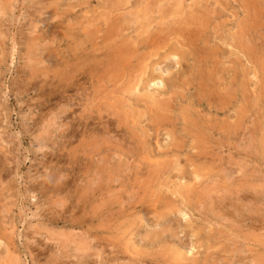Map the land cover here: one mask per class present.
<instances>
[{
	"label": "rangeland",
	"instance_id": "obj_1",
	"mask_svg": "<svg viewBox=\"0 0 264 264\" xmlns=\"http://www.w3.org/2000/svg\"><path fill=\"white\" fill-rule=\"evenodd\" d=\"M0 31V264H264V0H0Z\"/></svg>",
	"mask_w": 264,
	"mask_h": 264
},
{
	"label": "bare ground",
	"instance_id": "obj_2",
	"mask_svg": "<svg viewBox=\"0 0 264 264\" xmlns=\"http://www.w3.org/2000/svg\"><path fill=\"white\" fill-rule=\"evenodd\" d=\"M157 3H158V2H157ZM159 3H160V2H159ZM62 4H63V3H62ZM172 7H173V6H172ZM146 8H147V7H146ZM146 8L143 7V9H146ZM152 8H153V7H152ZM152 8H151V9H152ZM114 9H115V8H114ZM114 9H113V10H114ZM117 9H118V8H116V11H117ZM148 9H149V8H148ZM148 9H147V10H148ZM151 9H149L148 11L150 12ZM140 10H141V9H140ZM109 11H110V10H109ZM152 11H153V10H152ZM155 11H156V10H155ZM112 12H113V11H112ZM142 12H143V11H142ZM153 12H154V11H153ZM186 12H187V11H186ZM46 13H47V12H46ZM146 13L149 14L148 12H146ZM143 14H144V13H143ZM192 14H193V13H192ZM188 15H189V14H188ZM189 16H190V15H189ZM103 17H104V16H103ZM106 17H107V16H106ZM106 17H105V18H106ZM192 17H193V15H192ZM192 17H190V19H192ZM194 17H195V16H194ZM107 18H108V17H107ZM153 18H154V17H153ZM205 18H206V16H205ZM205 18H204V20H205ZM108 19H109V18H108ZM190 19H189V20H190ZM189 20H187V22H188ZM194 20H195V19H194ZM185 21H186V20H185ZM185 21H184V22H185ZM192 21H193V19H192L190 22H192ZM198 21H199V20H198ZM95 22H96V21H95ZM104 22H106V21H104ZM104 22H102V24H103ZM171 22H172V21H171ZM178 22H180V21H178ZM181 22H182V21H181ZM184 22H182V24H183ZM196 22H197V21H196ZM199 22H200V21H199ZM93 23H94V22H93ZM93 23H92V24H93ZM207 23H208V22H207ZM81 24H82V23H81ZM97 24H100V22H97ZM107 24H110V22H108ZM171 24H172V23H171ZM113 25H115V24H113ZM201 25H202V22H201ZM205 25H206V24H205ZM205 25H204V26H205ZM79 26H80V25H79ZM85 26H88V25L86 24V22H85ZM105 26H106V23H105ZM105 26H101V28H102V27L104 28ZM110 26H111V25H110ZM179 26H180V25H179ZM184 26H186V25H184ZM188 26H189V25H188ZM192 26H193V25H192ZM82 27H83V26H82ZM89 27H90V26H89ZM190 27H191V26H190ZM190 27H189V29H190ZM199 27H200V26H199ZM205 27H206V26H205ZM208 27H209V26L207 25L206 28H208ZM83 28H85V27H83ZM87 28H88V27H87ZM90 28H91V27H90ZM95 28H96V26H95ZM95 28H94V29H95ZM106 28L108 29V28H109V25H108V27H106ZM114 28H115V27H114ZM121 28H122V27H121ZM153 28H154V26H153ZM183 28H184V27H183ZM185 28H186V27H185ZM201 28H204V27H201ZM116 29H118V28H115L114 30H113V29H112V30L114 31V33L117 34L118 32H115ZM158 29H160V28H158ZM162 29H163V28H162ZM162 29H160V31H161ZM164 29H165V28H164ZM167 29H169V27L166 28L165 30H167ZM176 29H177V28H176ZM179 29H180V28H179ZM191 29H192V28H191ZM191 29H190V31H191ZM71 30H73V28H72ZM81 30H83V29H81ZM90 30H91V29H90ZM109 30H111V29H109ZM144 30H146V29H144ZM148 30H149V28H148ZM154 30H155V29H154ZM156 30H157V29H156ZM171 30H172V29H171ZM184 30H185V29H184ZM201 30H202V29H201ZM1 31H2V30H1ZM1 31H0V32H1ZM47 31H48V30H47ZM53 31H54V30H53ZM87 31H89V30H87ZM105 31H106V30H105ZM105 31H103V32H105ZM172 31L174 32V30H172ZM202 31H203V33H204V30H202ZM51 32H52V31H51ZM67 32H70V31L68 30ZM79 32H80V31H79ZM89 32H91V31H89ZM93 32H94V30H93ZM96 32H97V31H96ZM103 32L100 33V34H102V36H103ZM107 32H108V31H107ZM146 32H148V31H146ZM162 32H163V31H161V33H162ZM170 32H171V31H170ZM77 33H78V32H76V34H77ZM91 33H92V32H91ZM108 33H110V32H108ZM152 33H153V32H152ZM152 33H151V34H152ZM168 33H169V32H168ZM189 33H190V32H189ZM200 33H201V32H199V34H200ZM55 34H56V33H55ZM58 34H59V33H58ZM65 34H66V33H65ZM78 34H79V33H78ZM80 34H81V33H80ZM87 34H89V33H87ZM111 34H112V33H111ZM111 34H110V36H111ZM142 34H143V33H142ZM67 35H68V34H67ZM93 35H94V34H92V36H93ZM138 35H139V34H138ZM163 35H164V34H163ZM240 35H241V34H240ZM69 36H70V35H69ZM72 36L74 37V35L71 34V38H72ZM83 36H85V35L83 34ZM107 36H108V35H107ZM107 36H106V37H107ZM120 36H121V35H120ZM143 36H144V35H143ZM153 36H154V35H153ZM166 36H167V35H166ZM197 36H198V35H197ZM204 36H205V35H204ZM77 37H78V36H77ZM79 37H80V36H79ZM100 37H101V36H100ZM128 37H129V36H128ZM140 37H141V35H140ZM171 37H173V36L171 35ZM200 37H201V36H200ZM245 37H246V36H245ZM74 38H75V37H74ZM97 38H98V37H97ZM179 38H180V37H179ZM195 38H196V37H195ZM66 39H68V38L66 37ZM72 39H73V38H72ZM72 39H71V40H72ZM80 39H81V38H80ZM138 39H142V40H143V39H145V38L142 37V38H138ZM180 39H181V38H180ZM197 39H199V36L197 37ZM247 39H248V38H247ZM61 40H63V38H62ZM77 40H78V39H77ZM97 40H98V39H97ZM100 40H101V39H100ZM142 40H141V41H142ZM148 40H149V39H148ZM151 40H152V39H151ZM191 40H192V39H191ZM240 40H241V39H240ZM248 40H249V39H248ZM248 40H246V41H248ZM63 41H64V40H63ZM74 41H75V40H74ZM81 41H82V42H85V41H83V40H81ZM86 41H87V42L89 41V44H90V40H87V39H86ZM95 41H96V40H95ZM105 41H106V40H105ZM110 41H111V40H110ZM130 41H131V40H130ZM144 41H145V40H144ZM179 41H180V40H179ZM26 42L28 43V41H26ZM99 42H100V41H99ZM126 42H127V39H126ZM136 42H137V41H136ZM153 42H154V41H153ZM186 42H187V41H186ZM191 42H192V41H191ZM199 42H200V41H199ZM244 42H245V41H244ZM249 42H251V41H249ZM30 43H31V42H30ZM70 43H71V42H70ZM74 43H75V42H74ZM80 43H81V42H80ZM112 43H113V42H112ZM142 43H143V41H142ZM174 43H175V42H174ZM245 43H247V42H245ZM75 44H77V42H76ZM104 44H105V43H104ZM119 44H120V43H119ZM129 44H130V43H129ZM133 44H134V43H133ZM144 44H145V43H144ZM172 44H173V43H171V45H172ZM238 44H239V43H238ZM25 45H26V44H25ZM31 45H32V44H31ZM33 45H35V44H33ZM33 45H32V46H33ZM84 45H85V44H84ZM90 45H92V44H90ZM121 45H123V44H121ZM145 45L147 46V44H145ZM145 45H144V46H145ZM198 45H199V44H198ZM248 45H249V44H248ZM248 45H247V46H248ZM250 45L252 46V44H250ZM85 46H86V45H85ZM92 46H93V45H92ZM125 46H126V45H125ZM139 46L141 47L142 45H139V44H138V47H139ZM155 46H156V45H155ZM212 46H213V45H212ZM237 46H238V45H237ZM104 47H105V46H104ZM126 47H128V46H126ZM195 47H196V45H195ZM249 47H250V46H249ZM254 47H255V46H254ZM67 48H69V46H67ZM79 48H80V46H79ZM90 48H91V47H90ZM144 48H145V47H144ZM149 48H150V47H149ZM169 48H170V47H169ZM169 48H168V50H169ZM203 48H204V47H203ZM38 49H39V48H38ZM85 49H86V47H85ZM101 49H102V48H101ZM105 49H106V48H105ZM145 49H146V48H145ZM172 49H173V48H172ZM204 49H205V48H204ZM207 49H208V47H207ZM211 49H213V48H211ZM216 49H217V48H216ZM74 50H75V49H74ZM74 50H73V51H74ZM80 50H81V49H80ZM91 50H92V49H91ZM106 50H107V49H106ZM106 50H105V51H106ZM150 50H151V49H150ZM161 50H162V49H161ZM214 50H215V48H214ZM260 50H261V49H260ZM29 51H31L32 54H33V51H32L31 49H30ZM34 51H35V50H34ZM68 51H69V50H68ZM158 51H159V49H158ZM173 51H174V50H173ZM176 51H177V50H176ZM35 52H36V51H35ZM37 52H38V51H37ZM37 52H36V53H37ZM103 52H104V51H103ZM161 52H162V51H161ZM42 53H43V52H42ZM44 53H45V52H44ZM48 53H49V52H48ZM69 53L72 54V52H69ZM155 53H157V51H155ZM158 53H159V52H158ZM176 53H177V52H176ZM209 53H210V52H209ZM238 53H239V52H238ZM27 54H28V53H27ZM29 54H30V52H29ZM38 54L40 55V52L37 53L36 55H38ZM83 54H84V53H83ZM91 54H93V53H91ZM95 54H96V53H95ZM135 54H137V53H135ZM138 54H139V53H138ZM138 54H137V55H138ZM149 54H150V53H149ZM184 54H185V53H184ZM33 55H35V54H33ZM44 55H45V54H44ZM50 55H51V54H50ZM69 55H70V54H69ZM86 55H87V54H86ZM174 55H176V54L174 53ZM205 55H208V54H205ZM210 55H211V54H210ZM210 55H209V56H210ZM28 56H29V55H28ZM28 56H27V58H28ZM140 56H141V59H143V57H142V53H141ZM140 56H139V58H140ZM143 56H145V55H143ZM159 56H160V55H159ZM209 56H208V58H209ZM24 57H25V56H24ZM40 57H42V56H38V58H40ZM83 57H84V56H83ZM93 57H94V56H93ZM122 57H123V56H122ZM160 57H162V56H160ZM173 57H174V56L172 55V58H173ZM186 57H187V56H186ZM204 57H205V56H204ZM210 57H211V56H210ZM44 58H45V57H44ZM136 58H137V57H135V59H136ZM181 58H182V57H181ZM184 58H185V57H184ZM199 58H200V57H199ZM208 58H207V60H208ZM251 58H252V57H251ZM51 59H52V58H51ZM92 59H93V58H92ZM116 59H117V58H116ZM164 59H165V58H164ZM175 59H176V58H175ZM177 59H180V58H177ZM190 59H191V58H190ZM212 59H213V58H212ZM212 59H211V60H212ZM27 60H28V59H27ZM30 60H31V59H30ZM30 60H29V61H30ZM49 60H50V59H49ZM100 60H101V59H100ZM117 60H118V59H117ZM200 60H201V59H200ZM202 60H203V59H202ZM24 61H25V60H24ZM110 61H111V60H110ZM133 61H134V59H133ZM139 61H140V60H139ZM180 61H181V60H180ZM203 61L205 62V58H204ZM26 62H27V61H26ZM47 62H48V61H47ZM69 62H70V61H69ZM75 62H76V61H75ZM89 62H90V59H89ZM97 62H98V61H97ZM137 62H138V61H137ZM154 62H155V61H154ZM154 62H152V63H154ZM156 62H157V61H156ZM182 62H184V61L182 60ZM33 63H34V62H33ZM36 63H37V62H36ZM71 63H72V62H71ZM93 63H94V61H93ZM152 63H150V64L153 65ZM157 63H158V62H157ZM159 63H160V62H159ZM179 63H180V62H179ZM193 63H194V62H193ZM193 63H192L191 66H193ZM31 64H32V62H31ZM38 64H39V63H38ZM44 64H45V63H44ZM62 64H63V63H62ZM86 64H87V63H86ZM155 64H156V63H155ZM181 64H182V63H181ZM199 64H200V63H199ZM199 64H198V65H199ZM201 64H202V63H201ZM40 65H41V64H40ZM45 65H46V64H45ZM58 65H59V64H58ZM98 65H99V64H98ZM147 65H148V64H147ZM160 65H162V64H159V66H160ZM211 65H212V64H211ZM36 66H37V65H36ZM145 66H146V65H145ZM148 66H149V65H148ZM176 66H178V65H176ZM196 66H197V65H196ZM196 66H195V67H196ZM207 66H208V65H207ZM216 66L218 67V65H216ZM57 67H58V66H57ZM67 67H68V66H67ZM72 67H73V66H72ZM98 67H99V66H98ZM108 67H109V66H108ZM150 67H151V66H150ZM153 67H154V66H153ZM155 67H156V65H155ZM163 67H164V66H163ZM195 67H194V68H195ZM199 67H200V66H198V68H199ZM203 67H204V66H203ZM64 68H66V66H65ZM96 68H97V67H96ZM151 68H152V67H151ZM160 68H161V67H160ZM194 68H193V69H194ZM215 68H216V67H215ZM69 69H70V68H68V70H69ZM97 69H98V68H97ZM147 69H148V68H147ZM176 69H177V68H176ZM195 69H196V68H195ZM257 69H258V68H257ZM61 70H62V69H61ZM65 70H66V69H64V71H65ZM68 70H67V71H68ZM83 70H84V69H83ZM93 70H95V68H94ZM145 70H146V68H145ZM149 70L151 71L150 68H149ZM152 70H153V69H152ZM158 70H159V69H158ZM174 70H175V69H174ZM189 70H190V69H189ZM214 70H215L216 74H218L217 71H216V70H218V69H214ZM28 71H29V69H28ZM53 71H54V70H53ZM76 71H77V70H76ZM128 71H129V69H128ZM156 71H157V70H156ZM171 71H172V70H171ZM181 71L183 72V70H181ZM206 71H207V69H206ZM218 71H219V70H218ZM55 72H56V71H55ZM74 72H75V70L73 71V73H74ZM90 72H91V71H90ZM112 72H113V71H112ZM146 72H147V71H146ZM161 72H162V71H161ZM192 72H193V70H192ZM204 72H205V71H204ZM28 73H29V72H28ZM32 73H33V72H32ZM58 73H59V72H58ZM154 73H155V72H154ZM44 74H45V73H44ZM77 74H78V73H77ZM79 74H80V73H79ZM86 74H87V73H86ZM111 74H112V73H111ZM157 74H158V73H157ZM166 74H167V71H166ZM166 74H164V75H166ZM171 74H172V73H171ZM171 74H170V75H171ZM189 74H190V72H189ZM193 74H194V73H193ZM209 74H210V73H209ZM212 74H214V73H212ZM219 74H220V73H219ZM93 75H94V74H93ZM118 75H119V74H118ZM118 75H117V76H118ZM152 75H153V73H152ZM155 75H156V74H155ZM167 75H168V74H167ZM170 75H169V76H170ZM190 75H191V74H190ZM77 76H78V75H77ZM80 76H81V75H79V78H80ZM115 76H116V75H115ZM214 76H216V75H214ZM218 76H219V75H218ZM60 77H61V75H60ZM89 77H90V76H89ZM97 77H98V76H97ZM118 77H119V76H118ZM124 77H125V76H124ZM129 77L131 78V76H129ZM129 77H128L129 80L126 79L127 81H130V78H129ZM161 77H162V76H160V78H161ZM163 77H164V76H163ZM163 77H162V78H163ZM254 77H255V76H254ZM143 78H144V77H143ZM153 78H154V77H153ZM153 78H151V79L153 80ZM155 78H156V76H155ZM197 78H198V77H197ZM213 78H214V77H213ZM27 79H28V78H27ZM72 79H73V78H72ZM97 79H98V78H97ZM141 79H142V78H141ZM147 79H148V78H147ZM147 79H146V80H147ZM156 79H157V78H156ZM158 79H159V78H158ZM188 79H191V78H188ZM192 79H193V81H194V78H192ZM210 79H211V78H210ZM215 79H216V78H215ZM215 79H214V80H215ZM256 79H257V78H256ZM56 80H57V79H56ZM84 80H85V79H84ZM93 80H95V79H93ZM108 80H110V79H108ZM126 80H125V81H126ZM176 80H177V79H176ZM211 80H212V79H211ZM52 81H53V79H52ZM143 81H144V80H143ZM147 81H148V80H147ZM162 81H163L162 79H161L160 81H159V80H158V81L156 80L155 82H152V83L150 82V84H152V85L155 86L156 84H158V82H162ZM177 81H178V80H177ZM191 81H192V80H191ZM191 81H190V82H191ZM216 81H217V80H216ZM216 81H215V83H216ZM59 82H60V81H59ZM98 82H99V79H98ZM144 82H145V81H144ZM144 82H143V84H144ZM166 82H167V81H166ZM166 82H165V83H166ZM170 82H171V81H169V83H170ZM207 82H210V80L207 81ZM221 82H222V81H221ZM249 82H250V81H249ZM93 83L96 84L95 82H93ZM93 83H92V84H93ZM110 83H111V82H110ZM125 83H126V82H125ZM138 83H140V82H138ZM163 83H164V81H163ZM169 83H168V84H169ZM178 83H179V82H178ZM186 83H188V82H186ZM211 83H212V82H211ZM211 83H210V85H211ZM213 83H214V82H213ZM218 83H219V81H218ZM242 83H243V82H242ZM246 83H247V82H246ZM55 84H56V83H55ZM55 84H54V85H55ZM191 84H193V83H191ZM202 84H203V83H202ZM202 84H201V85H202ZM220 84H221V83H220ZM57 85H58V84H57ZM66 85H67V84H66ZM70 85H71V84H70ZM98 85H100V84L98 83ZM169 85H171V84H169ZM187 85H188V84H187ZM189 85H190V83H189ZM189 85H188V86H189ZM203 85H204V84H203ZM208 85H209V84H208ZM68 86H69V85H68ZM135 86H138V85H135ZM148 86H149V85H148ZM154 86H153V87H154ZM159 86H160V84H159ZM161 86H162V85H161ZM178 86H179V85H178ZM188 86H187V87H188ZM197 86H198V85H197ZM216 86H217V85H216ZM52 87H53V86H52ZM80 87H81V86H80ZM157 87H158V86H157ZM163 87H164V86H163ZM167 87H169V86H167ZM195 87H196V86H195ZM206 87H208V86H206ZM220 87H221V86H220ZM109 88H110V87H109ZM185 88H186V87H185ZM247 88H248V87H247ZM67 89H68V88H67ZM148 89H149V88H148ZM148 89H147V90H148ZM154 89H156V87H155ZM159 89H160V91H162L161 88H159ZM159 89H158V90H159ZM186 89H187V88H186ZM201 89H202V87H201ZM204 89H205V88H204ZM208 89H210V88L208 87ZM217 89H219V88H217ZM55 90H56V89H55ZM178 90H179V88H178ZM183 90H185V89H183ZM205 90H206V89H205ZM64 91H65V90H64ZM75 91H76V90H75ZM130 91H131V90H130ZM153 91H154V90H153ZM166 91H167V90H166ZM186 91L188 92V90H186ZM199 91H200V89H199ZM210 91H211V90H208V92H210ZM47 92H49V91H47ZM66 92H67V91H66ZM128 92H129V91H128ZM137 92H138V91H137ZM156 92H157V91H156ZM162 92H164V91H162ZM169 92H170V91H169ZM169 92H168V93H169ZM183 92H184V91H183ZM195 92H196V91H195ZM204 92H205V91H204ZM130 93H131V92H130ZM164 93H165V92H164ZM191 93H192V92H191ZM81 94H82V93H81ZM111 94H112V93H111ZM193 94H194V93H193ZM198 94H199V93H198ZM49 95H50V93H49ZM169 95H170V94H169ZM171 95H172V94H171ZM178 95H179V94H178ZM178 95H177V97H178ZM180 95H181V94H180ZM200 95H201V94H200ZM200 95H199V96H200ZM204 95H206V94H204ZM175 96H176V94H175ZM194 96H196V95H194ZM199 96H198V97L196 96V99L199 98ZM218 96H219V95H218ZM226 96H227V95H226ZM203 97H204V96H203ZM203 97H201V98H203ZM215 97H216V96H215ZM223 97H224V96H223ZM153 98H154V97H153ZM167 98H168V97H167ZM213 98H214V97H213ZM216 98H217V97H216ZM220 98H222V96H221ZM225 98H226V97H225ZM227 98H228V97H227ZM230 98H231V97H230ZM196 99H195V100H196ZM166 100H167V99H166ZM184 100H185V98H184ZM206 100H207V98H206ZM222 100L224 101V99H222ZM112 101H114V100H112ZM203 101H204V100H203ZM220 101H221V100H219V102H220ZM68 102H69V101H68ZM146 102H147V101H146ZM158 102H159V101H158ZM200 102H201V100H200ZM204 102H205V101H204ZM211 102H212V101H211ZM217 102H218V101H217ZM257 102H258V101H257ZM95 103H96V101H95ZM151 103H152V102H151ZM165 103H166V102H165ZM213 103H215V102H213ZM224 103H226V102H224ZM242 103H243V102H242ZM36 104H37V103H36ZM67 104H68V103H67ZM88 104H89V103H88ZM201 104H202V103H201ZM207 104H209V103L207 102ZM215 104H216V103H215ZM220 104H222V105L225 107V104H223V103H220ZM71 105H73V104H71ZM104 105H105V104H104ZM205 105H206V104H205ZM67 106H68V105H67ZM148 106H150V105H148ZM155 106H156V105H155ZM203 106H204V105H203ZM209 106H210V105H209ZM211 106H213L212 108H213V110H215V111H217V110L219 111V110H220L216 105H215V106H214V105H211ZM211 106H210V107H211ZM69 107H70V104H69ZM69 107H68V108H69ZM124 107H125V106H124ZM173 107H175L174 104H173ZM173 107H172V108L169 107V109H170V110H171V109H174ZM207 107H208V106H207ZM224 107H223V109H225ZM226 107H227V106H226ZM245 107H246V106H245ZM122 108H123V107H122ZM157 108H158V107H157ZM212 108H211V109H212ZM221 108H222V107H221ZM37 109H38V108H37ZM64 109H65V108H64ZM66 109H67V108H66ZM158 109H159V108H158ZM158 109H157V110H158ZM211 109H210V111H211ZM155 110H156V109H155ZM208 110H209V109H208ZM161 111H162V110H161ZM163 111H164V109H163ZM163 111H162V113H163ZM186 111H187V109H186ZM188 111H189V109H188ZM220 111H221V110H220ZM81 112H82V110H81ZM104 112H105V111H104ZM104 112H103V113H104ZM168 113H169V112H168ZM168 113H167V114H168ZM170 113H171V112H170ZM170 113H169V114H170ZM214 113H215V112H214ZM58 114H59V113H58ZM73 114H74V113H73ZM117 114H119V113H117ZM120 114H121V113H120ZM174 114H175V113H174ZM59 115H60V114H59ZM121 115H122V114H121ZM177 115H178V114H177ZM149 116H150V115H149ZM156 116H157V115H156ZM156 116H155V117H156ZM168 116L170 117V116H172V114H170V115H168ZM119 117H120V116H119ZM160 117H161V116H160ZM162 117H163V116H162ZM65 118H66V117H65ZM123 118L125 119V117H123ZM177 118H178V117H177ZM177 118H176V119H177ZM210 118H211V117H210ZM210 118H209V119H210ZM167 119H168V118H167ZM167 119H166V120H167ZM172 119H173V117H172ZM51 120H52V119H51ZM58 120H59V119H58ZM215 120H216V119H215ZM67 121H68V120H67ZM170 121H171V119H170ZM232 121H233V120H232ZM40 122H41V121H40ZM40 122H39V123H40ZM126 122H127V120H126ZM126 122H125V124H126ZM189 122H190V121H189ZM197 122H198V121H197ZM210 122H211V121H210ZM218 122H219V121L216 122L217 125H218ZM0 123H1V122H0ZM151 123H152V121H151ZM180 123H181V122H180ZM183 123H184V122H183ZM190 123H191V122H190ZM213 123H214V121H213ZM37 124H38V123H37ZM50 124H51V123H50ZM50 124H49V125H50ZM63 124H64V123H63ZM164 124H165V123H164ZM174 124H175V123H174ZM188 124H189V123H188ZM211 124H212V123H211ZM228 124L231 125L230 123H228ZM232 124H233V123H232ZM234 124H235V121H234ZM61 125H62V124H61ZM74 125H75V124H74ZM107 125H108V124H107ZM109 125H110V124H109ZM109 125H108V126H109ZM117 125H118V124H117ZM119 125H120V124H119ZM156 125H157V124H156ZM156 125H155V126H156ZM214 125H215V124H214ZM159 126H160V125H159ZM164 126H165V125H164ZM173 126H174V125H172V127H173ZM188 126H189V125H188ZM190 126H191V125H190ZM195 126H196V125H194V127H195ZM197 126H198V125H197ZM200 126H201V125H200ZM200 126H199V127H200ZM232 126L237 127V126H235V125H232ZM120 127H121V126H120ZM199 127H198V128H199ZM201 127H202V126H201ZM203 127H205V126L203 125ZM229 127H230V126H229ZM157 128H159V127L157 126ZM160 128H161V127H160ZM167 128L169 129V128H171V127H166V129H167ZM188 128H189V127H188ZM213 128H214V127H213ZM226 128H227V126H226ZM226 128H225V126H224V129H226ZM230 128L233 129V130L235 129V128H232V127H230ZM73 129H74V128H73ZM125 129H126V128H125ZM171 129H172V128H171ZM193 129H194V128H193ZM199 129H200V128H199ZM202 129H203V128H202ZM224 129H223V131H226V130H224ZM59 130H60V128H59ZM115 130H116V129H115ZM156 130H157V129H156ZM177 130H178V129H177ZM212 130H213V129H212ZM64 131L67 132L66 130H64ZM69 131H70V130H69ZM126 131H127V130H126ZM167 131H168V130H167ZM180 131H181V130H180ZM217 131H219V130H217ZM220 131H221V130H220ZM223 131H221V132H223ZM182 132H184V131H182ZM187 132H189V131H187ZM221 132H220L219 134H221ZM2 133H3V132H2ZM167 133H168V132H167ZM174 133H175V132H174ZM178 133H181V132H178ZM196 133H197V132H196ZM208 133H209V132H208ZM215 133H216V132H215ZM225 133H226V132H225ZM230 133H231V132H230ZM230 133H229V134H230ZM69 134H70V132H69ZM130 134H131V133H130ZM144 134H145V133H144ZM161 134H162V133H161ZM170 134H171V133H170ZM176 134H177V133H176ZM128 135H129V134H128ZM166 135H167V136H170L169 134H166ZM172 135H173V134H172ZM177 135H179V134H177ZM192 135H193V134H192ZM226 135H228V134H226ZM230 135H231V134H230ZM233 135H235V134H233ZM151 136H152V135H151ZM175 136H176V135H175ZM183 136H184V135H183ZM183 136H182V137H183ZM63 137H65V135H64ZM180 137H181V136H180ZM185 137H187V136H185ZM189 137H190V136H189ZM133 138H135V137H133ZM146 138H147V137H146ZM178 138H179V137H178ZM204 138H205V136H204ZM77 139H78V138H77ZM152 139H153V138H152ZM183 139H185V138H183ZM205 139H206V138H205ZM119 140H120V139H119ZM141 140H142V139H141ZM146 140H147V139H146ZM185 140H186V139H185ZM185 140H182V141L185 142ZM188 140H189V139H188ZM77 141H78V140H77ZM5 142H6V141H5ZM88 142H89V141H88ZM148 142H149V141H148ZM171 142H172V141H171ZM61 143H62V142H61ZM135 143H136V140H135ZM141 143H143V141H142ZM63 144H65V143H63ZM80 144H81V143H80ZM138 144H140V143H138ZM151 144H152V143H151ZM189 144H190V143H189ZM191 144H192V142H191ZM66 145H67V144H66ZM66 145H65V146H66ZM140 145H141V144H140ZM146 145H147V143H146ZM205 145H206V144H205ZM63 146H64V145H63ZM67 146H68V145H67ZM141 146H142V145H141ZM147 146H148V145H147ZM175 146H176V145H175ZM73 147H74V146H73ZM134 147H135V146H134ZM193 147H195V146H193ZM84 148H85V147H84ZM130 148H131V147H130ZM138 148H139V147H138ZM138 148H137V149H138ZM142 148H143V146H142L140 149H142ZM170 148H171V147H170ZM105 149H106V148H105ZM113 149H114V148H113ZM121 149H123V148H121ZM172 149H173V148H172ZM204 149H205V148H204ZM66 150H67V149H66ZM86 150H87V148H86ZM110 150H111V149H110ZM117 150H118V149H117ZM173 150H174V149H173ZM173 150H172V151H173ZM127 151H128V150H127ZM156 151H157V150H156ZM168 151H169V150H168ZM168 151H167V152H168ZM85 152H86V151H85ZM167 152H166V153H167ZM173 152H174V151H173ZM90 153H91V152H90ZM98 153H99V152H98ZM87 154H88V153H87ZM97 155H98V154H97ZM100 155H101V154H100ZM119 155H120V154H119ZM92 156H93V155H92ZM120 156H122V154H121ZM127 156H128V154H127ZM112 157H113V156H112ZM179 157H180V156H179ZM163 158H164V157H163ZM8 159H9V158H8ZM112 160H113V159H112ZM207 160H208V159H207ZM209 160H210V159H209ZM192 161H193V159H191L190 162H192ZM194 161H196V159H195ZM200 161H201V160H200ZM212 161H213V160H212ZM118 162H119V161H118ZM204 162H205V161H204ZM207 162H208V161H207ZM209 162H210V163H213V162H211V161H209ZM121 163H122V162H121ZM121 163H120V164H121ZM194 163H195V162H193V164H194ZM93 164H94V163H93ZM201 164H202V163H201ZM208 164H209V163H208ZM199 165H200V163H199ZM204 165H205V163H204ZM215 165H216V164H215ZM200 166H201V165H200ZM118 167H119V166H118ZM83 174H84V173H83ZM92 174H93V173H92ZM98 174H99V173H98ZM127 175H128V174H127ZM107 176H108V175H107ZM196 176H197V175H196ZM112 177H113V176H112ZM98 179H99V178H98ZM102 187H103V186H102ZM43 189H44V188H43ZM48 190H49V189H48ZM37 191H38V190H37ZM95 191H96V190H95ZM78 192H79V191H78ZM101 192H102V191H101ZM106 192H107V191H106ZM45 195H46V194H45ZM79 196H80V195H79ZM103 196H104V195H103ZM104 197H105V196H104ZM223 199H224V198H223ZM218 200H219V199H218ZM106 201L108 202L107 204H109V201H108V200H106ZM205 202H206V201H205ZM103 203H104V202H103ZM212 203H213V202H212ZM105 204H106V203H105ZM219 204H220V203H219ZM102 205H103V204H102ZM212 205H213V204H212ZM215 205H216V204H215ZM106 206H107V205H106ZM101 208H102V207H101ZM94 213H96V212H95V209H94ZM210 213H211V212H210ZM96 215H97V214H96ZM164 215H165V214H164ZM92 218H93V216H92ZM92 218H91V219H92ZM91 219H90V220H91ZM93 219H94V218H93ZM157 220H158V219H157ZM92 222H93V220H92ZM169 222H170V221H169ZM87 225H88V224H87ZM91 230H92V229H91ZM96 230H97V229H96ZM72 231H73V230H72ZM94 232H96V231H94ZM96 233H97V232H96ZM162 233H163V232H162ZM199 234H200V233H199ZM66 236H67V235H66ZM198 237H199V236H198ZM66 238H67V237H66ZM156 241H157V240H156ZM160 241H161V240H160ZM94 242H95V241H94ZM145 242H146V241H145ZM91 245H92V244H91ZM87 246H88V245H87ZM89 246H90V245H89ZM183 246H184V245H183ZM107 247H108V246H107ZM89 249H90V247H89ZM90 251H91V250H90ZM182 251H183V250H182ZM190 251H191V249H190ZM168 252H169V251H168ZM173 252H174V251H173ZM183 253H184V252H183ZM182 255H183V254H180V253L176 252V253L173 255V256H174V257H173V260H174L175 258H177V259L180 260V258H182ZM184 255H185V254H184ZM162 261H163V260H162ZM168 261H169V260H168ZM166 262H167V261H166ZM177 262H178V261H177ZM179 262H180V261H179ZM192 262H193V261H192ZM174 263H175V261H174ZM177 264H179V263H177Z\"/></svg>",
	"mask_w": 264,
	"mask_h": 264
}]
</instances>
